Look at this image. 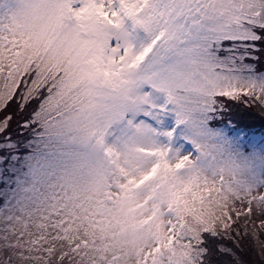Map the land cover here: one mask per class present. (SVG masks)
Instances as JSON below:
<instances>
[{
  "label": "rangeland",
  "instance_id": "1",
  "mask_svg": "<svg viewBox=\"0 0 264 264\" xmlns=\"http://www.w3.org/2000/svg\"><path fill=\"white\" fill-rule=\"evenodd\" d=\"M262 3L0 0V112L59 113L27 147L1 123L0 264H198L211 226L264 256V138L214 121L264 103L258 59L226 48Z\"/></svg>",
  "mask_w": 264,
  "mask_h": 264
},
{
  "label": "trees",
  "instance_id": "2",
  "mask_svg": "<svg viewBox=\"0 0 264 264\" xmlns=\"http://www.w3.org/2000/svg\"><path fill=\"white\" fill-rule=\"evenodd\" d=\"M264 7V3L261 4ZM245 31L247 35L242 37H237L233 45H226L228 49L227 52L235 53L238 55H246L248 61L255 58L258 59L256 69L254 73L258 71H263L264 68V27H260L254 24H247ZM254 53H258L259 57H254ZM244 67L247 63H243ZM244 73H249V69L246 67L242 69ZM24 89V87H23ZM233 95L225 100H232V106L227 109L225 117L215 119L216 123L223 122L228 123V125H233L236 128L245 130L248 134L264 137V103L262 99L255 95L246 98L233 99ZM11 103L21 102V91H17L8 98ZM7 99V101H8ZM6 101V102H7ZM236 101V102H235ZM29 102V106L21 105L19 108V113L17 117L14 116L12 112V107L6 105L0 112V126L3 121L10 123L17 122V129L22 134L17 137L18 140L23 141L20 147L26 146L30 139L28 133L31 127H36L37 123L44 124L47 122L52 115H47L48 111L44 107L46 98L35 97V99L24 101ZM41 114V117H39ZM25 115V117H23ZM42 115H45L42 118ZM223 116V115H222ZM27 118L26 122H24ZM20 120H23L20 122ZM0 131V141L2 139ZM227 135V134H226ZM4 139V138H3ZM249 141V140H248ZM249 143H246L248 145ZM29 150V149H28ZM13 156L10 157V162H12ZM1 168V163H0ZM8 170V168H7ZM9 171V170H8ZM238 227V226H237ZM235 227H230L228 229L220 228L218 226H211L209 229H203L201 231V238L203 233L205 234V240L203 243L195 241L191 246L194 250L197 246L202 254V258L198 264H264V256L258 254V250L255 251L251 245L252 238L247 235L246 227H239L237 230L233 229ZM245 232L247 234H245Z\"/></svg>",
  "mask_w": 264,
  "mask_h": 264
}]
</instances>
